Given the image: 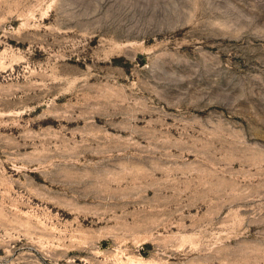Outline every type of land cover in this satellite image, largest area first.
I'll use <instances>...</instances> for the list:
<instances>
[{
	"label": "rangeland",
	"instance_id": "obj_1",
	"mask_svg": "<svg viewBox=\"0 0 264 264\" xmlns=\"http://www.w3.org/2000/svg\"><path fill=\"white\" fill-rule=\"evenodd\" d=\"M0 264H264V0H0Z\"/></svg>",
	"mask_w": 264,
	"mask_h": 264
}]
</instances>
